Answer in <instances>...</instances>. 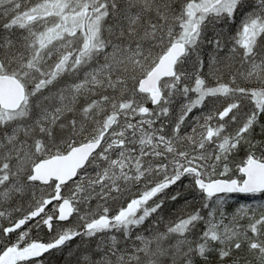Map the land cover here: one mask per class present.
Returning a JSON list of instances; mask_svg holds the SVG:
<instances>
[{
    "label": "snow or ice",
    "instance_id": "snow-or-ice-1",
    "mask_svg": "<svg viewBox=\"0 0 264 264\" xmlns=\"http://www.w3.org/2000/svg\"><path fill=\"white\" fill-rule=\"evenodd\" d=\"M0 264H264V0H0Z\"/></svg>",
    "mask_w": 264,
    "mask_h": 264
}]
</instances>
